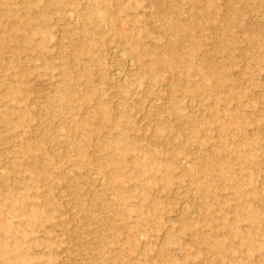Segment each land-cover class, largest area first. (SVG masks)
Segmentation results:
<instances>
[{
  "label": "rangeland",
  "instance_id": "1",
  "mask_svg": "<svg viewBox=\"0 0 264 264\" xmlns=\"http://www.w3.org/2000/svg\"><path fill=\"white\" fill-rule=\"evenodd\" d=\"M0 264H264V0H0Z\"/></svg>",
  "mask_w": 264,
  "mask_h": 264
},
{
  "label": "bare ground",
  "instance_id": "2",
  "mask_svg": "<svg viewBox=\"0 0 264 264\" xmlns=\"http://www.w3.org/2000/svg\"><path fill=\"white\" fill-rule=\"evenodd\" d=\"M74 17H76V16L74 15V12H73L72 8L71 7H66L65 8V18H66V20L67 21H72ZM2 39L4 41H8L9 37L5 36V37H2L1 40ZM124 43H126L129 46L130 53L132 55H134V57L137 59V61H139V64L140 63L143 64V66L146 67L148 70H156V69H159V68L165 67V66H168L170 68V67H173L175 65V63L180 60L181 62H183V64L185 65V67L187 69H190L191 66H193V67H196L199 70L200 80H201V83L203 85H207L206 80L211 78V76L209 75V72H207L205 70L204 66L199 65V64H195L193 62L194 59L192 58V54H190V53L189 54H184L183 56H181V54H179L177 52H173V53H171V56H169V55L167 56V54H160L159 52H157L155 50H149L147 48H143V49L142 48H137L135 46V43H132L130 40H128V41H126ZM118 48H119V46L117 47L115 52L117 53V55L120 58H124L125 59L127 57L128 53H126V51H125V49L123 47H121V49H118ZM253 57H256V56H253ZM190 63H191V65H190ZM115 74L119 75L120 74L119 70L118 71L116 70ZM201 83H200V85H201ZM12 92H13V94H16L15 90L12 91ZM90 100H93V99H90ZM97 106H98V108L100 110H101V107H102V109L104 108V104H103L102 101H99ZM114 126H115V128H119L120 124L117 122V123L114 124ZM116 143L120 144V143H123V141L122 140H116ZM107 148L109 149V148H111V146L109 145ZM28 149H29V147L27 146L26 150H28ZM109 163H110L111 167L112 166L115 167V164H113L112 161H110ZM181 163H182L183 167H185L186 169H189L190 167H192L191 166L192 164H189L188 160H181ZM223 176H224V174H223ZM95 179H97V177ZM195 192H197V191H195ZM116 199L117 198H115V200ZM231 234L235 235L236 231L232 230Z\"/></svg>",
  "mask_w": 264,
  "mask_h": 264
}]
</instances>
